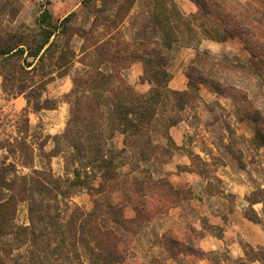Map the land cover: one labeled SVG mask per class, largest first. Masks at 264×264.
Returning <instances> with one entry per match:
<instances>
[{"label":"rangeland","instance_id":"rangeland-1","mask_svg":"<svg viewBox=\"0 0 264 264\" xmlns=\"http://www.w3.org/2000/svg\"><path fill=\"white\" fill-rule=\"evenodd\" d=\"M42 15H51L45 25L62 32L37 69L22 59L24 68L13 70L0 56V183L16 178L19 185L21 176L51 169L62 191L70 192L60 196L64 217L95 204L107 216L108 201L120 205L128 220L117 231L126 257L115 264H171L167 256L178 252L195 253L210 264H264V0H0V40L15 33L34 47L42 38ZM155 19L162 22L156 25ZM168 32L174 39L169 87L188 92L160 103L151 145L147 136L139 137L136 154L130 148L117 158L127 163L104 190L69 189L75 169L100 175L94 163L69 161L77 149L55 138L70 118L74 80L105 67L111 71L114 52L120 57L116 85L148 92L143 58ZM91 89L98 93V85ZM45 99L51 106L38 108ZM179 123L175 140L171 129ZM110 142L122 148L123 135ZM91 177L89 183L98 187ZM136 178L147 184L146 196L136 193ZM19 190L0 186V200L14 193L15 224L29 225L28 201ZM216 214L230 227L215 225ZM204 230L223 238L220 249L195 245L192 238ZM20 237L0 238V264H38L30 259V240ZM78 247L83 264H89ZM47 264L64 260L55 256Z\"/></svg>","mask_w":264,"mask_h":264},{"label":"trees","instance_id":"trees-1","mask_svg":"<svg viewBox=\"0 0 264 264\" xmlns=\"http://www.w3.org/2000/svg\"><path fill=\"white\" fill-rule=\"evenodd\" d=\"M50 16L42 15L38 19L42 38L34 47L27 45L25 39H20L15 33L0 40V56L11 64V69L24 68L19 62L22 59L26 66H32L33 70L42 63L46 52L53 47L55 37L62 32L58 25H45ZM68 20L69 17L64 18V21ZM160 22L162 19H155L156 25ZM63 28L65 29V25ZM225 39V36L222 37V40ZM159 40L162 45L156 42L143 58L145 74L148 75L143 80L151 85V89L146 93H139L127 84L116 85L120 71L115 63L120 57L114 52L110 53L111 58L108 59L114 64L111 71L105 67L98 69L92 77L74 80V87L69 94L70 118L64 133L55 138L57 141L64 140L77 149L75 153H70L69 161L82 159L86 160L88 165L94 163L100 175L94 173L91 177L89 172L75 169L76 179L69 183V189L80 185L87 189L97 188L99 192L104 190L105 186L109 185V180L116 179L119 166L127 163L118 162L117 158L125 157L130 148L133 149L131 152L136 154L134 150L139 137L147 136L146 143L151 145L150 132L153 130L152 123L160 103L170 95L176 97L188 92L169 87L172 77L168 68L169 50L174 41L173 34L165 33ZM25 53L35 59L38 57V61H27ZM60 56L65 57L64 52ZM136 57L139 58V54H135L134 59ZM96 83L98 93L92 92L91 89L92 86L97 87ZM90 91L92 95L88 96L86 92ZM50 103L49 99H45L44 103L39 101L37 106L48 108ZM174 124L176 123L171 125ZM117 133L123 135L124 146L120 149L114 148L110 142ZM148 159L149 157L145 156L142 160ZM69 161L67 164L71 163ZM90 177L99 181L98 187L89 183ZM16 181V178L6 180L5 185L1 182L0 186L11 191L20 186L19 191L24 193L28 201L30 224H15L16 196L12 193L7 199L0 200V238L8 233H15L17 237L26 236L22 240H30L31 261L36 258L38 264H47L56 256L61 257L64 264H72L73 258L83 264L78 247L80 243L89 264H115L126 257L121 249L124 242L117 231L120 229L118 227L127 228L125 224L128 220L123 217L120 205L108 201L105 205L107 216L100 212V205L95 204L91 211L76 207L68 217H64L60 210V196L65 198L70 192L62 191L61 179L56 177L51 169L42 172L35 170L32 174L21 176L19 185H16ZM134 181L136 193L146 196L147 184L144 185L145 182L137 178Z\"/></svg>","mask_w":264,"mask_h":264},{"label":"crops","instance_id":"crops-1","mask_svg":"<svg viewBox=\"0 0 264 264\" xmlns=\"http://www.w3.org/2000/svg\"><path fill=\"white\" fill-rule=\"evenodd\" d=\"M170 83V81H169ZM181 124L179 123V125L173 126L171 129V134L173 135V137L176 139V135L179 133L180 131V126ZM173 209H176V207H173ZM170 212H172V210H170ZM177 218L180 219L179 215H176ZM181 220V219H180ZM229 221V220H224L222 215L220 214H216L214 216V224L215 225H219V226H225L226 228H229V224H226L225 222ZM167 223V222H166ZM168 226V225H167ZM171 226H173V222L171 223ZM165 228H169V227H165ZM174 228V227H172ZM165 229V230H167ZM163 230V231H165ZM224 232H227L225 230H223ZM174 232L175 234H183L182 230H178L176 227L174 228ZM162 235V234H160ZM196 237V238H195ZM192 239L195 240V245H198L200 247L201 250L204 249H209V250H213V249H220L221 248V244H223V238H220L219 236H214L212 233H209L208 231L204 230L199 236H194ZM193 241V240H190ZM235 250V248H234ZM233 251V249H232ZM231 251V252H232ZM233 254V253H231ZM237 256V255H235ZM186 259L187 262H186ZM167 261L170 262L171 264H210V262L200 256L197 255L195 253H184V252H178L177 254H170L167 256ZM247 264H260L258 262H254V261H250Z\"/></svg>","mask_w":264,"mask_h":264}]
</instances>
